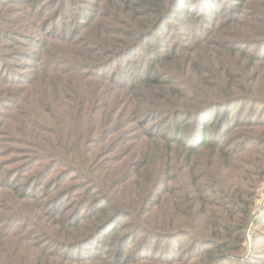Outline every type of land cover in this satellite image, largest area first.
<instances>
[{"label": "trees", "instance_id": "1", "mask_svg": "<svg viewBox=\"0 0 264 264\" xmlns=\"http://www.w3.org/2000/svg\"><path fill=\"white\" fill-rule=\"evenodd\" d=\"M263 181L264 0H0V264H264Z\"/></svg>", "mask_w": 264, "mask_h": 264}, {"label": "rangeland", "instance_id": "2", "mask_svg": "<svg viewBox=\"0 0 264 264\" xmlns=\"http://www.w3.org/2000/svg\"><path fill=\"white\" fill-rule=\"evenodd\" d=\"M256 202V207L253 211V219H260V217H262L264 215V181L259 183L258 188H257V197L255 199ZM256 221L250 222L249 227H248V231H250L251 236H250V241H248V239L246 240L247 243V250H248V254L247 256L251 255V257H257V256H264V244H263V239H257L256 241H254V234L255 230H257L256 228H258V226H255ZM259 229V228H258ZM260 230L262 231V227L260 228ZM264 230V228H263ZM262 234V233H261ZM264 235V234H262ZM263 238V237H262ZM253 253H250L252 252Z\"/></svg>", "mask_w": 264, "mask_h": 264}, {"label": "built area", "instance_id": "3", "mask_svg": "<svg viewBox=\"0 0 264 264\" xmlns=\"http://www.w3.org/2000/svg\"><path fill=\"white\" fill-rule=\"evenodd\" d=\"M250 236H251V233H250V231H248L247 232V239H248V241H250V239H251Z\"/></svg>", "mask_w": 264, "mask_h": 264}]
</instances>
